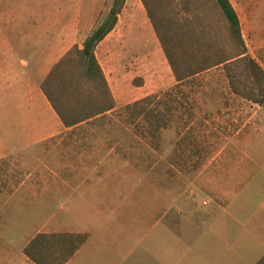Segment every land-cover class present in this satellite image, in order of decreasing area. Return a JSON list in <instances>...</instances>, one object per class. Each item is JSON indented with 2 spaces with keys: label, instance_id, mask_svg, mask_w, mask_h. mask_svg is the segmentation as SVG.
<instances>
[{
  "label": "rangeland",
  "instance_id": "1",
  "mask_svg": "<svg viewBox=\"0 0 264 264\" xmlns=\"http://www.w3.org/2000/svg\"><path fill=\"white\" fill-rule=\"evenodd\" d=\"M229 1L239 17L248 55L264 70V0ZM130 8L134 19L129 22L125 43L111 47L105 59L99 57L114 97L136 93L122 105L167 92L175 85L145 11L141 9L139 13L138 6L132 2ZM35 13L41 31L49 20L63 23L64 11L58 14L54 8H36ZM107 15L108 12L104 19ZM225 76L223 68H216L187 83L181 94H174L172 98L163 95L156 118L134 119L131 111L117 106L103 127L90 126L78 133L85 137L79 142L76 160L82 165L99 166L102 171L79 172L77 179L119 184L121 189L116 198L120 207L139 198L173 205L170 215L174 219L179 215L195 219L197 210H211L221 187H229L233 182H236L233 203L248 199L259 208L264 203V104L260 106L235 95ZM173 98L176 101L171 103ZM60 153L49 144H39L0 158V244L3 247L19 237V224L43 220L54 208L43 197L48 192L40 181L58 178L57 165L64 158ZM242 156L259 161L246 176L241 168L246 165L241 161ZM28 179L38 182L31 189L38 196L33 203L12 197L19 188L16 182ZM27 188L25 185L20 190ZM208 203L209 206H203ZM104 222L115 223L113 219L107 222L106 218L97 223ZM159 222L148 229L147 237L138 246L166 250L184 247L176 238L164 234V224ZM179 228L177 220L173 229L179 232ZM32 237L33 234H25L20 246Z\"/></svg>",
  "mask_w": 264,
  "mask_h": 264
},
{
  "label": "crops",
  "instance_id": "2",
  "mask_svg": "<svg viewBox=\"0 0 264 264\" xmlns=\"http://www.w3.org/2000/svg\"><path fill=\"white\" fill-rule=\"evenodd\" d=\"M131 2L141 13L140 0L125 1L115 28L95 49L99 64V57L105 59L111 47L125 43L129 22L134 19ZM112 3L113 0H0V158L39 144H49L64 157L57 165L58 178L40 181L48 192L43 197L54 208L43 220L19 224V237L10 240L6 247L0 244V264H34L24 254L27 245L37 235L61 234L87 235L86 242L66 264H257L264 256V203L259 208L248 199L233 203L236 182L221 187L211 210H197L195 219L187 215L174 219L170 215L173 205L139 198L120 207L116 198L121 189L119 184L77 179L79 172L101 170L99 166L78 163L75 155L85 136L77 134L90 126L103 127L113 112L106 113L99 121L100 117L65 128L45 99L41 84L73 46L82 48L106 12H110ZM36 8H54L58 14L64 11L63 23L49 20L41 31L36 24ZM103 74L113 95L109 80ZM135 95L134 92L123 93L119 98L113 95L116 109L124 107L122 102ZM241 161L246 163L241 166L245 176L259 162L250 156H242ZM37 183L30 179L16 182L19 188L12 197L36 202L38 196L31 189ZM25 185L27 190H20ZM114 206L117 207L112 210ZM103 218L107 222L113 219L115 223L99 225L97 222ZM177 220L179 232L173 229ZM158 222L164 224V234L176 238L184 247L166 250L138 246L147 237L148 229ZM25 234L33 237L20 246Z\"/></svg>",
  "mask_w": 264,
  "mask_h": 264
},
{
  "label": "trees",
  "instance_id": "3",
  "mask_svg": "<svg viewBox=\"0 0 264 264\" xmlns=\"http://www.w3.org/2000/svg\"><path fill=\"white\" fill-rule=\"evenodd\" d=\"M125 1L113 0L106 19L82 48L73 46L41 84L45 99L65 128L100 117L99 121L106 113L116 111L95 49L115 28ZM140 3L175 85L167 92L134 101L121 110L131 111L134 119L156 118L163 95L172 98L181 94L187 83L216 68L224 69L235 95L260 106L264 104V70L248 55L239 17L229 0H140ZM174 101L173 98L171 103ZM86 240L87 235L80 234L37 235L24 254L34 264H66ZM257 264H264V256Z\"/></svg>",
  "mask_w": 264,
  "mask_h": 264
}]
</instances>
